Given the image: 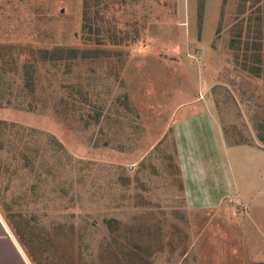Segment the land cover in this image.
<instances>
[{
	"label": "rangeland",
	"instance_id": "1",
	"mask_svg": "<svg viewBox=\"0 0 264 264\" xmlns=\"http://www.w3.org/2000/svg\"><path fill=\"white\" fill-rule=\"evenodd\" d=\"M42 13L0 35V119L16 124L0 136V214L29 263L250 264L235 209L188 208L173 127L178 109L210 106L228 146L264 148V0H72ZM21 126L61 142V176L33 177Z\"/></svg>",
	"mask_w": 264,
	"mask_h": 264
},
{
	"label": "crops",
	"instance_id": "2",
	"mask_svg": "<svg viewBox=\"0 0 264 264\" xmlns=\"http://www.w3.org/2000/svg\"><path fill=\"white\" fill-rule=\"evenodd\" d=\"M71 1L0 0V35L12 34L23 22L28 25L30 10L50 18L55 3ZM194 107L178 109L173 127L185 202L199 214L215 213L214 219L218 215L225 219L226 212L235 209L232 214L238 221L237 226L230 224L236 231L232 239L240 244L255 241L251 250L244 247L241 258L250 264L264 263V148L249 143L228 146L215 109L208 106L197 112ZM0 264H30L1 214Z\"/></svg>",
	"mask_w": 264,
	"mask_h": 264
},
{
	"label": "trees",
	"instance_id": "3",
	"mask_svg": "<svg viewBox=\"0 0 264 264\" xmlns=\"http://www.w3.org/2000/svg\"><path fill=\"white\" fill-rule=\"evenodd\" d=\"M3 93H0V108H3ZM8 108V107H6ZM15 110L18 111H28L30 109H26L21 104H18L14 107ZM36 112L43 114L42 111H38L35 108H32ZM31 111V110H30ZM9 126L16 127L14 123H8L6 120L0 119V136L4 135L5 129ZM21 131H25L29 136L28 141L34 142L36 145L32 148L30 155L33 158V162L31 163L30 170L33 177L40 178L43 174L50 179H54L55 177H59L62 175L63 167L61 163L63 162L65 149L61 142L54 138L52 135L39 132L35 128H28L25 126H21ZM1 149V144H0ZM46 184V183H45ZM62 194L65 191L62 189Z\"/></svg>",
	"mask_w": 264,
	"mask_h": 264
}]
</instances>
